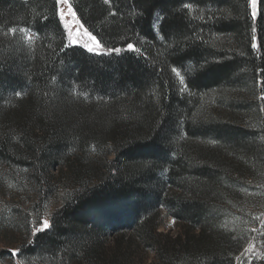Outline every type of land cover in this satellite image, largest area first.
Returning a JSON list of instances; mask_svg holds the SVG:
<instances>
[{"label":"trees","instance_id":"1","mask_svg":"<svg viewBox=\"0 0 264 264\" xmlns=\"http://www.w3.org/2000/svg\"><path fill=\"white\" fill-rule=\"evenodd\" d=\"M250 1L73 0L94 54L68 44L55 0H0V185L50 221L22 216L19 261L244 264L263 232L242 193L264 182V0L256 18Z\"/></svg>","mask_w":264,"mask_h":264},{"label":"rangeland","instance_id":"2","mask_svg":"<svg viewBox=\"0 0 264 264\" xmlns=\"http://www.w3.org/2000/svg\"><path fill=\"white\" fill-rule=\"evenodd\" d=\"M70 2L73 3V0H70ZM258 5L259 0H255V6H253L252 0L250 1L251 12L254 18H256L258 14ZM62 7H64L66 13L65 20L70 24L72 28V38L76 41L75 43H72V41L69 39L68 30L65 29L68 44L70 46L81 47L83 49L88 50V48L85 47V44H89L91 42L89 41L88 36L84 33V29L86 28H79V26L76 25L75 22L72 20L71 15L67 14V6L62 5ZM253 13H255V15ZM62 22L64 25V21ZM160 22V16L157 15L154 24V30L158 35ZM16 33H18L22 38H24V40L29 44H32L37 40V35L31 31H28L27 33V35H31L33 37V42L31 43L25 38V33L19 30ZM91 53L100 54L102 53V49L98 52ZM176 72L180 73L179 76L177 74L176 75L179 78L181 86L183 87V89H185V79L182 73L180 71ZM181 77H183V80H181ZM249 185L250 186H246L244 188L245 191L243 190L244 192H242L243 196H245V204L252 206L250 207V209H247L248 214L246 218H250L251 223H258L259 227L262 228L263 232L258 234L256 239L251 240L250 245L247 247V249L250 246H253L252 251L249 252L246 249L241 260H243L244 264H264V182L260 180H254L252 181V183H249ZM30 197L35 198V194L31 193L30 191L27 192L25 189L18 190L14 185H0V254L1 252H5L2 257L3 261L0 260V264H24V262H21L17 259L18 251L15 246L18 239L22 237L24 238L25 236L21 232L24 228H27V226L25 227L23 225L22 221V216L24 214L28 215V223H30L29 226L34 231L36 228L45 230L43 228L44 220H47L50 226V221L47 216L48 214L46 213V208L42 211V214L44 215H42L41 219L37 218L33 211L34 208L30 203ZM180 226V223L175 220L171 215H169L167 210L162 211L160 228L162 232L169 233L170 235L175 236L179 232ZM259 227L257 228L258 230L256 229V231H259ZM141 256L146 264H153L155 262L156 255L154 251L143 252Z\"/></svg>","mask_w":264,"mask_h":264},{"label":"snow or ice","instance_id":"3","mask_svg":"<svg viewBox=\"0 0 264 264\" xmlns=\"http://www.w3.org/2000/svg\"><path fill=\"white\" fill-rule=\"evenodd\" d=\"M109 0H105V3H108ZM55 3L58 6H62V5H66L67 6V14L71 15L72 20L75 22L76 25L79 26V28L83 29L84 26L82 23H80L79 18L77 17L76 12L73 10V6L72 3L70 2V0H55ZM253 6H255V0H252ZM185 7H191V5H185ZM58 13L60 16L61 21H64V28L68 30V34H69V39L72 41V43H75L76 41L72 38V28L70 26V24L65 20V9L64 7H59L58 8ZM255 15V13H253ZM12 34H15L17 32V28H11L9 30ZM19 31L25 33V38L31 43L33 42V37L31 35H27L28 33V29L26 28H21L19 29ZM84 33L88 36V39L91 43L89 44H85V47L88 48V51L90 52H98L102 49V45L100 44L99 41L96 40V37L93 36L91 33H89L87 31V29H84ZM129 49H134V46L132 44L128 45ZM138 51V49H135ZM111 51V50H109ZM115 51L119 52L120 49H115ZM174 72H176V69H173ZM176 74L179 76L180 73L176 72ZM181 80H183V77H181ZM17 95H20V93H17ZM261 99H264V97H261ZM49 227V222L47 220L43 221V228L46 229ZM42 229H37L36 231H41ZM252 247L250 246L247 251L251 252L252 251Z\"/></svg>","mask_w":264,"mask_h":264}]
</instances>
